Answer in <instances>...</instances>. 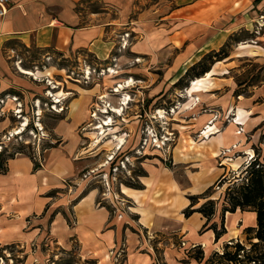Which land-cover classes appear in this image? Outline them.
Segmentation results:
<instances>
[{
	"label": "rangeland",
	"instance_id": "obj_1",
	"mask_svg": "<svg viewBox=\"0 0 264 264\" xmlns=\"http://www.w3.org/2000/svg\"><path fill=\"white\" fill-rule=\"evenodd\" d=\"M158 1L145 0L139 4L144 7ZM230 4L236 7L228 10L232 17L218 19L215 24L212 20L200 18L205 21L200 23L205 26L200 31L202 34L186 35L182 47L157 49L152 57L146 59L131 51V60L126 61L124 57L125 61L119 66H106V62L85 52L65 56L51 47L39 48L32 43L11 40L3 52L5 65L0 71V157L8 159L9 156L26 155L33 161L34 167L39 166L43 151L59 142L52 127L63 120L68 99L75 97L77 92L85 93L89 96V110L85 120L75 129L78 139L75 156L78 159L74 160L73 176L66 179L72 190L76 186L78 192L82 193L95 188L96 200L108 209L109 219L118 222L124 235H136L133 226L137 224V213L121 192L141 185L139 176L159 165L167 167L177 179L183 181V168L175 163L176 157L188 158L193 155L200 150L197 143L218 130L231 141L217 157L218 161L220 157H225V162L230 164L226 163L222 174L216 179L221 181H217L210 195L216 200L215 205L220 213L223 206L221 192L230 186L229 192L233 194L236 186L245 180H240V177L251 159L256 158L264 163V38L261 37L264 33V12L262 15L254 12L252 19H242L240 15L242 24L236 26V10L242 5L231 2L228 6ZM220 6L222 8L219 7L218 11H225L224 4ZM231 23L237 27L233 31L227 29ZM191 27L188 30H192ZM220 49L228 52V56L213 62L210 69L202 74L209 81L205 87L209 90L195 91L190 95V87L187 88L190 86L189 78L174 85V80L181 76L182 71L184 73L190 63L198 61L209 51ZM257 53L263 55L256 57ZM17 64L31 69L35 75L20 72ZM109 67L116 73L106 71ZM128 77L131 78V86H125L120 94H115L112 90L114 85L124 83ZM2 82H7L5 88ZM48 90L60 100L54 101V95L46 93ZM123 93L129 94L131 99L124 105L121 114L110 109L101 111L103 107L121 106ZM158 109L162 110L163 116H159ZM106 115L112 117V124L105 126L103 133H98L99 130L93 125ZM244 116L246 121L242 124ZM24 118L27 120L24 129L14 133L13 129ZM118 138L124 140L121 145L117 142ZM244 211L254 217L237 222L240 233L236 238L248 248L250 243L244 229L255 225V212L250 207H245ZM38 215L46 217L43 237L29 236L19 241L14 239L18 238L16 236L12 238L0 233V264L126 262L128 251L124 239L119 248L110 245L101 256L102 249L93 250L92 244L85 249L77 240L67 244L55 243L47 232L53 213L45 207ZM138 234L144 235L146 241L153 245L152 264H168L169 259L164 253V246L168 242L173 246H183L182 241L170 233H163L162 239L159 235L162 241L157 234L148 230L138 231ZM153 240L162 242L158 249H155L157 245ZM211 253L203 255L198 264H206ZM177 261L181 264L189 262L185 257Z\"/></svg>",
	"mask_w": 264,
	"mask_h": 264
},
{
	"label": "crops",
	"instance_id": "obj_2",
	"mask_svg": "<svg viewBox=\"0 0 264 264\" xmlns=\"http://www.w3.org/2000/svg\"><path fill=\"white\" fill-rule=\"evenodd\" d=\"M144 1L9 0L6 14L0 17V71L5 65L3 52L11 40L32 43L39 48L51 47L65 56L85 52L106 62V66H119L125 61L124 57L126 61L131 60V51L146 59L152 57L157 49L182 47L186 35L202 34L200 31L205 26L200 23L205 21L200 18L212 20L215 24L218 19L232 17L228 10L236 7L228 6L231 2L242 5L236 10V26L242 24L240 17L252 19L254 12L259 15L264 12V0H159L156 4L142 7L139 3ZM221 3L225 11L219 12ZM245 20L244 24L247 23ZM190 26L192 30H188ZM228 26L229 31L237 28L233 27V23ZM124 33H128V37ZM261 37L264 38V33ZM122 40H127V46L120 45ZM262 55L257 53L256 57ZM2 85L5 88L7 82H2ZM86 95L77 92L75 97L68 99L63 120L52 127L59 142L43 151L41 165L34 167L33 161L26 155L14 156L6 161L5 172H0L2 235L16 236L18 238L14 239L19 241L29 236L43 237L46 217H38V213L46 207L53 213L47 232L55 243L67 244L77 240L85 249L92 244L93 250L102 249V256L108 246L116 245L117 249L124 239L128 251L124 264L153 263L152 243L147 242L144 235H137L142 230L157 234L158 239L159 235L162 239L163 233H170L183 242V246L176 247L170 242L164 246L168 264H181L177 260L184 257L189 260L187 264H198L200 259L194 257L196 248L202 250L203 256L221 250L226 242L237 239L240 233L237 222L239 219H252L253 214H246L239 208L233 212L226 211L223 217L226 231L218 239H215L211 228L202 229L205 221L202 213L193 211L188 216L183 214V209L190 202L187 195L203 192L222 174L226 163L230 164L225 162V157H220L218 161L221 149L231 144L218 130L199 141L200 150L193 155L176 157L175 163L183 168V181L167 167L159 165L139 176L140 187L121 192L137 213V224L133 226L136 235H124L118 222L109 219L108 209L96 200L95 188L82 193L76 186L72 190L66 179L73 176L74 160L78 159L75 156L78 143L75 129L85 120L89 110L90 101ZM237 110L242 113L240 108ZM218 212L219 208L215 205L214 220L219 224ZM231 231L233 234H230ZM159 240H153L157 245L155 249L162 243ZM193 247L195 249L191 250Z\"/></svg>",
	"mask_w": 264,
	"mask_h": 264
},
{
	"label": "trees",
	"instance_id": "obj_3",
	"mask_svg": "<svg viewBox=\"0 0 264 264\" xmlns=\"http://www.w3.org/2000/svg\"><path fill=\"white\" fill-rule=\"evenodd\" d=\"M226 56H228V52L223 49L205 53L198 61L186 68L184 73L174 82V85L181 83L182 80L188 78L191 80L196 76H201L210 69L213 62ZM236 94L238 95L240 92H236ZM8 159L0 157V172H5V163ZM244 172L240 180L243 178L245 180L236 186L233 194L229 192L230 186H227L225 191L221 192L223 206L220 211L219 224L213 220L216 200L210 197L218 180L201 193L187 195L190 202L183 209V214L188 216L193 211L202 213L205 217L202 229L211 228L214 231L215 239H218L226 231L223 225V217L226 211L233 212L237 208L244 210L245 207H250L255 212V225L247 226L244 229L250 247L246 248L239 239L234 240V243L231 239L223 245L221 250L213 251L206 264H264V163L253 158L246 165ZM220 181L221 179L218 182ZM137 187H140V185H137ZM200 199L204 201L194 207ZM251 238L255 240L252 241ZM231 247H233V250ZM194 257L201 259L202 250H197Z\"/></svg>",
	"mask_w": 264,
	"mask_h": 264
},
{
	"label": "bare ground",
	"instance_id": "obj_4",
	"mask_svg": "<svg viewBox=\"0 0 264 264\" xmlns=\"http://www.w3.org/2000/svg\"><path fill=\"white\" fill-rule=\"evenodd\" d=\"M17 68H18V70L20 71V72H22V73H25V74H29V75H35V72L34 71H32L31 69H26V68H24V67H22V66H20L19 64H17ZM106 71H108V72H110V73H116V71L113 69V68H111V67H109V69H107ZM87 72V71H86ZM50 83L52 82V81H49ZM126 82V83H125ZM209 81L207 80V77H206V75H201V76H196V77H194V78H192L191 79V81H190V86L188 85L187 86V88H189L190 87V91H188L189 92V94L191 95V94H193V92H195V91H201V90H204L205 89V87L207 86V83H208ZM125 86H131V78H127L125 81H124V83H122V82H117L115 85H114V87H113V91H114V93L115 94H120V92H122L123 91V89H124V87ZM52 87H55V85H53ZM48 95H54V93L51 91V90H48L47 92H46ZM123 101L122 102H120V104L119 105H121V106H112V107H110V108H102L101 109V111H103V112H106V110H108V109H110L111 111H113V112H115L116 114H121V111L123 110V108H124V105L125 104H127L128 103V101L131 99L130 97V95L129 94H127V93H123ZM101 96H105V94L104 95H101ZM54 101H59L60 99L58 98V96L57 95H54ZM101 98V97H100ZM53 100V99H52ZM3 103V102H2ZM40 109V108H39ZM17 111L19 112L20 111V109H17ZM158 112L160 113V117L161 116H163L161 113H162V110H160V109H158ZM38 113H39V111H38ZM19 117H20V115H19ZM94 118H96V116L94 117ZM24 121L20 124V125H18V126H16L14 129H13V132L14 133H19V132H21L24 128V125L26 124V122H25V120H26V118H24L23 119ZM27 121V120H26ZM112 121H113V119H112V117L110 116V115H106L105 117H104V119L103 120H99V123L97 122L95 125H93L94 126V128H97L98 130H99V132L98 133H103L104 131H105V126H107V125H111L112 124ZM212 121H210L209 123H211ZM207 127H209V125H206ZM201 133L202 134H204V130H202L201 131ZM205 135V134H204ZM204 137H206V135L204 136ZM114 138H117V136H114ZM123 138H118L117 139V142L121 145L122 143H123ZM240 220V219H239ZM203 244V243H202Z\"/></svg>",
	"mask_w": 264,
	"mask_h": 264
},
{
	"label": "built area",
	"instance_id": "obj_5",
	"mask_svg": "<svg viewBox=\"0 0 264 264\" xmlns=\"http://www.w3.org/2000/svg\"><path fill=\"white\" fill-rule=\"evenodd\" d=\"M8 1L9 0H0V17H3L6 14V12L8 10ZM124 34L127 35V37H128V33H124ZM126 44H127V40H122L120 43V45L123 47ZM40 165H41V161H40Z\"/></svg>",
	"mask_w": 264,
	"mask_h": 264
}]
</instances>
